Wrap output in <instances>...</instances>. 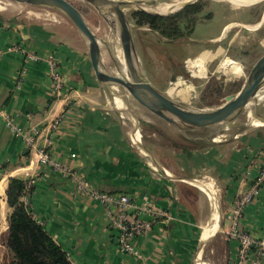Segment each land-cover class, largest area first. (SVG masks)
Returning a JSON list of instances; mask_svg holds the SVG:
<instances>
[{"label": "crops", "instance_id": "0c3cea01", "mask_svg": "<svg viewBox=\"0 0 264 264\" xmlns=\"http://www.w3.org/2000/svg\"><path fill=\"white\" fill-rule=\"evenodd\" d=\"M226 16L218 34L200 39L198 52L207 50L214 58V52L222 49L235 58L238 49L256 34L264 48V10L253 20ZM59 22L28 20L18 11L6 12L0 7L2 232H7L11 212L5 196L9 177L31 178L32 189L22 200L73 264H141L135 256L117 249L105 207L76 194L74 182L62 172L35 161L36 151L44 148L52 159L77 170L95 189L132 198L131 214L149 222L133 238L146 264H197L198 258L204 260L206 245L210 250L220 248L214 264H234L239 241L229 236L232 230L264 241V183L240 217L232 218L235 199L264 167V128L249 135L211 138L200 148L173 147L158 138L144 141L141 125L136 127L137 121L129 119L125 110L108 104L105 83L91 67L86 41ZM249 23L256 26L249 28ZM235 24L241 27L231 33ZM63 32L71 33L70 37ZM223 39L224 46L210 47ZM48 57L56 62L63 80L59 91L51 82ZM27 137L32 138L31 143ZM196 180L213 189L220 204L218 226L205 240L203 230L211 219L212 199ZM144 200L161 213H139L135 206ZM256 249H250L246 264Z\"/></svg>", "mask_w": 264, "mask_h": 264}, {"label": "rangeland", "instance_id": "374dc122", "mask_svg": "<svg viewBox=\"0 0 264 264\" xmlns=\"http://www.w3.org/2000/svg\"><path fill=\"white\" fill-rule=\"evenodd\" d=\"M68 1L75 7L79 8L82 12L85 8H88V12H83V17L89 27L97 37L106 40L113 53L118 54L124 61L123 52L117 34L112 30L108 22L83 0ZM171 1L173 0H136L134 2L138 7L169 15L170 13L172 14L173 11L162 12L155 7ZM195 2L201 4L203 10L199 14L198 22L196 23L194 30L189 36L178 37L173 40L162 37L156 31H153L148 24H137L133 19V12L140 9H136L135 6L125 8V11L123 12L127 17L129 24H131V35L138 63L150 83L176 103L190 110L200 111L211 109L222 104L227 95L225 92V86L227 84H235V86L241 87L251 66L264 53V48H261L258 43L260 34L254 35L252 41H250L248 45H243L242 48L238 49L239 51L236 52L235 56V58L238 59H235L222 49L214 52L216 53L214 58H212V52L209 53L207 50L198 52L202 46L200 39H205L206 37L218 34L222 25L225 23V17H227L226 15L228 14L230 18L245 19L247 17H253L252 20L258 19L259 14L264 10V0H251L239 4H234L229 0H192L183 3L178 7L183 5L186 6ZM0 6H3L1 9L6 12L18 11L22 14V18L28 20L54 21L56 23L60 20V24L58 23L59 25L70 27V30L73 33L72 35L77 34L83 38L67 16L55 8L44 5H31L11 0H0ZM175 9L173 10L175 11ZM208 13L211 15L210 17H207ZM238 23L240 22H237V24ZM237 24L234 25L231 33L237 31L239 27H241V24ZM249 24H247L249 28L256 26V24ZM63 33L66 37H70L71 35L69 32ZM218 44H223L222 46H224L225 39L214 43L210 47L216 48ZM188 56L194 59V61L189 62V67L192 72H194L193 74L203 76L204 78L190 76V73L184 64V60ZM100 58L102 67L107 72L116 73L113 60L104 45H100ZM197 66L203 67V74H199L196 70ZM171 74L179 75L177 76V81L175 79L170 82L169 79ZM175 81H179V84L175 85ZM221 85L222 88H220ZM207 88L209 89V92L205 91ZM169 89H172V92H169ZM181 89L186 90V98H182V93L179 92ZM236 92L230 94L234 95ZM104 95L108 104L113 108H115V106L112 101V96L121 98L124 103V108L122 110L126 111L125 115L129 119L131 118L137 121L136 127L139 128V125H141L140 130L144 141L158 138L161 142L168 144L170 143V140L167 136H178V132L184 130L148 111L135 98H133L125 88L117 83L106 82ZM255 102L252 101L250 111L248 106H245L235 114L229 122L209 126L208 129H204L202 132L216 134V136H218L217 138L224 139L228 136H234L240 133H246L247 135L253 134L264 128V123L258 127L251 128L252 124H250V116L255 112V108L258 106L256 103H260L256 108L257 112L264 117V96L261 100ZM260 122L263 121L260 120ZM147 124H150L153 128L149 127ZM247 127L249 130H246ZM135 135L139 136L138 132H135ZM218 199L219 198L217 197L216 206L219 214L220 204ZM4 226L5 221H0V264H9L10 254L5 244L6 232H2ZM216 250L219 252L220 248H217ZM216 250L215 248L210 250L209 245H206L203 253V259L205 261L202 260L204 263L201 262V264H205L206 261L210 264H214L216 260L214 262L213 258H216L219 255Z\"/></svg>", "mask_w": 264, "mask_h": 264}, {"label": "water", "instance_id": "95a60500", "mask_svg": "<svg viewBox=\"0 0 264 264\" xmlns=\"http://www.w3.org/2000/svg\"><path fill=\"white\" fill-rule=\"evenodd\" d=\"M31 5H44L61 11L73 23L80 32L87 44V52L91 67L99 81L106 83H117L125 88L129 94L135 98L148 111L162 118L170 124H174L181 129H198L229 122L235 114L243 109L250 101H257L258 96L251 94L252 86L255 83L264 84V53L251 66L242 86L234 94H227L222 104L207 110H190L157 90L148 80L142 71L135 53L131 24L125 16L122 2L119 0H83L91 6L97 13L106 20L103 8L108 5L117 14L121 26L116 34L123 52L124 70L115 58V53L104 39L96 36L89 27L81 12L68 0H11ZM185 5L178 8L172 14L165 15L154 12L143 7H135L149 14L167 17L181 10ZM107 21V20H106ZM108 22V21H107ZM109 23V22H108ZM128 23V25H127ZM100 45H104L111 56L116 68V73H109L103 67L100 58ZM175 77H171L174 81Z\"/></svg>", "mask_w": 264, "mask_h": 264}, {"label": "trees", "instance_id": "16d2710c", "mask_svg": "<svg viewBox=\"0 0 264 264\" xmlns=\"http://www.w3.org/2000/svg\"><path fill=\"white\" fill-rule=\"evenodd\" d=\"M77 9L82 15L83 12H88V8H85L83 12L79 8ZM202 10L203 6L195 2L167 17H159L136 10L133 12V19L137 24H148L153 31L162 37L173 40L190 35ZM210 16L208 13L207 17ZM226 86V94L240 89V86H235V84H227ZM205 91L209 92V89L207 88ZM147 125L151 127L150 124ZM208 128L184 129L178 132V136H167L170 140L168 145L182 148H200L209 144L211 138L216 139L218 137L216 134L202 132ZM31 189L32 186L26 188L25 181L17 177H9L5 188L6 202L11 208L5 237L6 248L10 254L9 264H73L65 250L33 218L27 204L22 200V197Z\"/></svg>", "mask_w": 264, "mask_h": 264}, {"label": "built area", "instance_id": "2783aa9c", "mask_svg": "<svg viewBox=\"0 0 264 264\" xmlns=\"http://www.w3.org/2000/svg\"><path fill=\"white\" fill-rule=\"evenodd\" d=\"M36 60L34 55L30 56ZM192 57L187 58L184 62L186 69L191 77L204 78L193 74L189 67V61ZM50 68V78L55 91H59L63 86V80L57 71L56 62L51 58H45ZM177 81V78H176ZM175 81V82H176ZM20 84V79L17 85ZM2 111L0 107V112ZM10 123V122H9ZM12 126V124H11ZM54 127V125L52 124ZM51 126V127H52ZM14 131H19L18 128L12 126ZM29 143L32 142L31 137H27ZM35 161L42 164L50 165L54 170L62 172L66 177L71 179L75 184V193L85 195L97 201L107 211L108 226L115 232V243L118 250L126 252L141 260V264H146L139 251L133 244L135 235L145 230L149 226L148 221H143L131 214L130 209L134 207L132 198L125 193L103 192L95 189L77 170L63 166L57 160L52 159L44 148H39L35 153ZM264 183V167L260 169L253 183L250 184L247 190L240 193L234 201L232 207V218L236 221L242 214L244 206L257 194L259 187ZM26 188L33 185V179L29 178L25 181ZM136 210L159 215L161 212L152 210L147 206L146 200L135 206ZM138 213L136 212V215ZM230 237H236L239 241L237 259L234 264H246L247 258L252 247H257L254 257L250 264H260L264 258V241L254 238L246 233L232 230L229 232Z\"/></svg>", "mask_w": 264, "mask_h": 264}, {"label": "bare ground", "instance_id": "6f19581e", "mask_svg": "<svg viewBox=\"0 0 264 264\" xmlns=\"http://www.w3.org/2000/svg\"><path fill=\"white\" fill-rule=\"evenodd\" d=\"M119 1L122 2L123 11H125V8H130L132 6L138 7L137 4L134 2L136 0H134V1L133 0H119ZM190 1H192V0H173L171 2L162 3L159 6L157 5L155 8L157 10H159V11H162V12H167V11L171 12V11H174L173 9H175V8L178 9L179 8L178 6H180L181 4L186 3V2H190ZM232 1L235 4H239V3H242V2H249L251 0H232ZM0 7L3 8V6H0ZM103 14H104L106 20L109 22L108 24L111 26L112 30H114L115 33H116L117 29L122 28V27H120L121 26V22H120V20H119V18L117 16V14L115 13V11L113 9H111V7H109L108 5H105V7L103 8ZM161 14H164V13H161ZM119 24H120V26H119ZM127 25H128V23H127ZM115 58H117V62L119 63V65L122 68V73H124L125 72V70H124V68H125L124 61L120 58V56L118 54H115ZM196 70L198 72H202V68L200 66H197ZM178 84H179V81L175 83V85H178ZM110 92H112V91H110ZM169 92H172V89H169ZM179 92L182 93V95H181L182 98H186V96H187L186 93H185L186 90L181 89ZM263 93H264V84L261 85L258 82V83H255L252 86L251 94L257 95L258 96V99H257L258 101L263 98V96H264ZM112 101L114 103L115 108H117L118 110H122L124 108V103L121 100V98H119L117 96H112ZM253 102H255V101H253ZM251 103H252V101H250L246 105V106H248L249 111L251 110ZM256 104L259 106L260 103H256ZM256 108H255V112L250 116V120H251L250 124H252L251 128L258 127L262 123H264V117L259 112H257ZM260 120H262L263 122H260ZM246 130H249V128L247 127ZM196 182L199 183L203 188H205V190H207V192L210 194L211 199H212V215H211V219L209 220L210 221L209 224L207 226H204V230H203V240H205L213 232H215V230H216V228L218 226V209H217V206H216V198H215L213 189H211L210 187H208L207 185H205L204 183H202V182H200L198 180H196ZM197 264H201V261L199 260V258L197 259Z\"/></svg>", "mask_w": 264, "mask_h": 264}, {"label": "flooded vegetation", "instance_id": "af4514ba", "mask_svg": "<svg viewBox=\"0 0 264 264\" xmlns=\"http://www.w3.org/2000/svg\"><path fill=\"white\" fill-rule=\"evenodd\" d=\"M202 68V72H199L200 74H203L204 73V70H203V67H201ZM174 76V75H173ZM171 77V76H170ZM175 77V79H176V76H174Z\"/></svg>", "mask_w": 264, "mask_h": 264}]
</instances>
